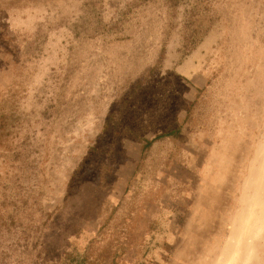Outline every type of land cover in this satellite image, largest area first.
Here are the masks:
<instances>
[{
    "label": "rangeland",
    "instance_id": "obj_1",
    "mask_svg": "<svg viewBox=\"0 0 264 264\" xmlns=\"http://www.w3.org/2000/svg\"><path fill=\"white\" fill-rule=\"evenodd\" d=\"M0 264H264V0H0Z\"/></svg>",
    "mask_w": 264,
    "mask_h": 264
}]
</instances>
